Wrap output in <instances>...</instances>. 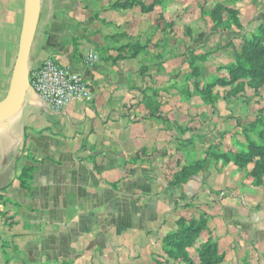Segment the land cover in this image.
<instances>
[{
	"label": "crops",
	"instance_id": "0c3cea01",
	"mask_svg": "<svg viewBox=\"0 0 264 264\" xmlns=\"http://www.w3.org/2000/svg\"><path fill=\"white\" fill-rule=\"evenodd\" d=\"M24 4L0 0V103L13 85ZM67 8V0H41L26 81L51 59L87 82L90 100L55 112L26 85L18 113L0 123V264H161L191 197L208 210L212 193L239 179L209 160L178 180L181 138L192 134L180 137L191 125L180 99L148 109L139 55L126 49L98 44L99 58L78 41L73 51L55 17ZM235 204L225 199L217 209ZM223 213L211 216L215 226L207 222L217 235ZM258 214L256 225L264 220Z\"/></svg>",
	"mask_w": 264,
	"mask_h": 264
},
{
	"label": "rangeland",
	"instance_id": "374dc122",
	"mask_svg": "<svg viewBox=\"0 0 264 264\" xmlns=\"http://www.w3.org/2000/svg\"><path fill=\"white\" fill-rule=\"evenodd\" d=\"M67 1L66 15L62 10L55 17L73 51L78 41L92 46L99 58L104 56L98 44L104 43L106 52L126 49L130 57L139 55L149 85L142 95L148 109L180 99L181 114L191 119L180 133L192 134L189 141L181 138L186 145L177 179L197 174L209 160L239 179L212 193L208 210L192 196L191 209L178 220L186 226L204 220L206 227L211 220L215 226L211 216L224 212L220 236L207 227L197 243L211 232L222 264H264V220L256 225L257 213L264 217V0ZM225 199L236 204L217 209ZM196 245L186 249L194 263L200 262ZM161 259V264H186L164 252Z\"/></svg>",
	"mask_w": 264,
	"mask_h": 264
},
{
	"label": "built area",
	"instance_id": "2783aa9c",
	"mask_svg": "<svg viewBox=\"0 0 264 264\" xmlns=\"http://www.w3.org/2000/svg\"><path fill=\"white\" fill-rule=\"evenodd\" d=\"M94 59L92 55L88 57L89 61ZM27 85L43 104L55 112L62 110L69 102L90 100L87 82L51 59L28 74Z\"/></svg>",
	"mask_w": 264,
	"mask_h": 264
},
{
	"label": "water",
	"instance_id": "95a60500",
	"mask_svg": "<svg viewBox=\"0 0 264 264\" xmlns=\"http://www.w3.org/2000/svg\"><path fill=\"white\" fill-rule=\"evenodd\" d=\"M41 0H25L19 48L13 69L10 94L0 103V123L12 118L20 110L27 85L28 59L40 16Z\"/></svg>",
	"mask_w": 264,
	"mask_h": 264
},
{
	"label": "trees",
	"instance_id": "16d2710c",
	"mask_svg": "<svg viewBox=\"0 0 264 264\" xmlns=\"http://www.w3.org/2000/svg\"><path fill=\"white\" fill-rule=\"evenodd\" d=\"M125 48V47H124ZM124 50V49H121ZM264 150V149H260ZM257 154H259L257 152ZM30 170H25L20 177L21 186L26 188L24 179H30L28 173ZM177 230L170 237L165 244L164 255L172 260H178L182 258L186 264H222L223 256L219 250L217 239L211 234L209 239L203 243H197L196 239L201 233L206 231L209 233L206 227V222L203 220L199 224L191 221L188 226L185 225V220L180 219L176 223ZM197 243V245H196ZM198 246L196 249L199 251L198 263L192 262L187 256L186 249L191 246ZM195 248V247H194Z\"/></svg>",
	"mask_w": 264,
	"mask_h": 264
}]
</instances>
